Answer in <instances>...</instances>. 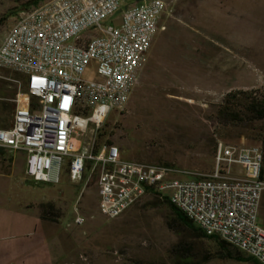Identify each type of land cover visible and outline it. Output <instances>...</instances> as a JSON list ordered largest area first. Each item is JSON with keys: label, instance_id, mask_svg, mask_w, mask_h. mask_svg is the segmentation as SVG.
<instances>
[{"label": "rangeland", "instance_id": "rangeland-1", "mask_svg": "<svg viewBox=\"0 0 264 264\" xmlns=\"http://www.w3.org/2000/svg\"><path fill=\"white\" fill-rule=\"evenodd\" d=\"M31 1L0 0V43L18 15L34 7L28 6ZM162 1L165 12L137 87L122 112H110L97 133L84 136L83 148L91 141L95 148L113 144L123 161L170 166L179 173L175 178L190 180L184 172H211L219 143L261 148L264 121L246 117L234 123L219 110L228 94L264 93V0ZM93 73L90 65L83 79ZM0 80L9 85V96L15 88L19 93L23 83L6 70H0ZM242 98L238 101L244 104ZM0 116V130L11 125L12 117ZM67 165L57 185L12 173L0 194L4 206L42 212L61 223L59 234L69 235L60 264H248L222 258L216 245L177 226L154 197L106 220L97 209L96 176L86 171L80 182H71ZM49 204L54 206L51 215L42 211ZM260 222L264 224V197Z\"/></svg>", "mask_w": 264, "mask_h": 264}, {"label": "built area", "instance_id": "built-area-1", "mask_svg": "<svg viewBox=\"0 0 264 264\" xmlns=\"http://www.w3.org/2000/svg\"><path fill=\"white\" fill-rule=\"evenodd\" d=\"M164 12L162 0H49L20 13L0 43V70L21 75L24 92L0 130V149L25 154L36 184L57 185L67 163L71 182L95 175L106 220L146 197L166 199L205 237L264 264L260 147L219 143L211 172H184L190 180L175 178L170 166L123 161L113 144L83 148L88 132L126 107Z\"/></svg>", "mask_w": 264, "mask_h": 264}, {"label": "crops", "instance_id": "crops-1", "mask_svg": "<svg viewBox=\"0 0 264 264\" xmlns=\"http://www.w3.org/2000/svg\"><path fill=\"white\" fill-rule=\"evenodd\" d=\"M25 159L23 153L0 149V194L12 173L27 177ZM61 227L40 212L0 204V264H60L67 255L69 235L61 236Z\"/></svg>", "mask_w": 264, "mask_h": 264}, {"label": "trees", "instance_id": "trees-1", "mask_svg": "<svg viewBox=\"0 0 264 264\" xmlns=\"http://www.w3.org/2000/svg\"><path fill=\"white\" fill-rule=\"evenodd\" d=\"M43 2H45V0H33L29 3L28 6L36 7ZM13 74L17 79L23 80V83L20 86V91H19L23 93L24 92V78L17 73H13ZM8 86L9 85L5 83V81L0 80V114H5L7 115V117L10 118L13 115V111L15 107L13 101L15 100V97L18 94V92L15 88V91L11 94V96H9V92L6 91ZM240 95L244 97L242 98L244 100V104L238 101V96ZM7 99L10 100L11 102H6L5 100ZM223 102H224L223 109L219 110V115H221L224 119L228 121H231L234 123H243L246 117L247 118L250 117L252 121H264V93H261V94L256 93L254 95H247L245 93L228 94L225 96V99ZM241 115L243 116L242 118L240 117ZM0 123H1V119H0ZM8 127L4 126L3 129H6ZM258 142H260L261 144V151L263 154L262 180L264 181V133L259 135ZM155 200L156 202H161L162 204L166 206V208L169 210L170 214L173 217L172 222L175 223L177 226L191 233L192 236L196 239L205 240L207 242H211L214 245H216L218 249L220 250V254L222 255V258L231 260L237 263L257 264L255 261H253L250 258L245 257L239 252L233 253V251L229 249L230 247L226 245L225 243L217 239H214V238L205 237L199 230L193 227L181 213L175 210L168 203L166 199L160 200L156 198ZM44 210H48L49 212L46 214L51 215L52 212L54 211L53 204H49L46 208L42 209V211ZM41 215L44 217L42 212H41ZM167 226L169 229L171 230L173 229L171 224H168ZM179 264H189V263L187 261L185 262L182 261Z\"/></svg>", "mask_w": 264, "mask_h": 264}]
</instances>
